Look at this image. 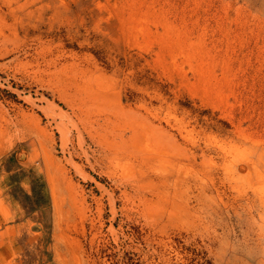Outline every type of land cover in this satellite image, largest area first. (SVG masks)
Returning <instances> with one entry per match:
<instances>
[{
	"label": "rangeland",
	"instance_id": "rangeland-1",
	"mask_svg": "<svg viewBox=\"0 0 264 264\" xmlns=\"http://www.w3.org/2000/svg\"><path fill=\"white\" fill-rule=\"evenodd\" d=\"M0 264H264V0H0Z\"/></svg>",
	"mask_w": 264,
	"mask_h": 264
}]
</instances>
